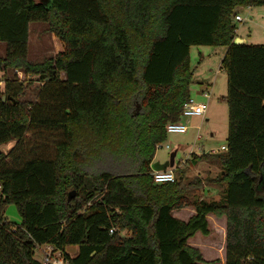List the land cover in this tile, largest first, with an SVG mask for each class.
Here are the masks:
<instances>
[{"label":"trees","instance_id":"obj_1","mask_svg":"<svg viewBox=\"0 0 264 264\" xmlns=\"http://www.w3.org/2000/svg\"><path fill=\"white\" fill-rule=\"evenodd\" d=\"M253 5L264 0H0V144L15 140L0 151V264H43L41 244L66 264H200L188 239L210 232L208 214L225 219L224 264H264V44L232 42ZM32 21L62 49L30 60ZM192 44L226 47L225 148L190 158L219 172L154 182L156 145L190 97ZM17 70L38 80L34 98ZM208 186L218 198L197 193Z\"/></svg>","mask_w":264,"mask_h":264},{"label":"rangeland","instance_id":"obj_2","mask_svg":"<svg viewBox=\"0 0 264 264\" xmlns=\"http://www.w3.org/2000/svg\"><path fill=\"white\" fill-rule=\"evenodd\" d=\"M36 1L42 2L47 0ZM237 11L242 20L233 19L236 26V37L238 35L242 36L245 43L264 44V5L243 6L239 7ZM222 47L206 44H192L189 46L188 57L192 71L191 81L188 85L189 96L195 100L204 101L206 109L203 115L180 116L178 121L186 125V130L183 132H167L165 139L159 145H156L152 161L158 160L163 162L168 160L170 154L174 152V175L182 170L188 178L197 176L206 180L216 177L219 172V165L208 158L193 162L190 161V158L193 152H206L211 149L220 148L225 143L227 135V108L221 96L225 93L226 74L220 64ZM61 49V41L48 31L47 23L40 21L29 22L27 56L30 60H41L46 56L54 55ZM61 75L63 76L62 73ZM21 78L25 79V87L21 97L26 99L34 98L39 84L38 80L34 75L25 76L23 73L21 74ZM203 79L213 82V87L209 90L207 96H204L201 90ZM166 144L168 145L167 147L165 146ZM8 145V143H5L0 149L5 150ZM261 184L264 185V169ZM197 193L208 199L219 197L218 192L210 189L197 191ZM190 207L184 206L173 210L172 213L174 216L185 219L190 212ZM4 215L10 221H20V215L13 203H8L5 206ZM207 220L210 233L203 236L199 232H196L192 238L188 239V242H198L199 245L203 246L202 254L206 262L200 264H222L220 262V255H223L222 242L225 220L212 214L207 215ZM120 234H126V230H120ZM44 247L45 244H41L39 248L36 247L34 250V257L39 261H41L42 248Z\"/></svg>","mask_w":264,"mask_h":264},{"label":"built area","instance_id":"obj_3","mask_svg":"<svg viewBox=\"0 0 264 264\" xmlns=\"http://www.w3.org/2000/svg\"><path fill=\"white\" fill-rule=\"evenodd\" d=\"M233 19L241 21L242 17L238 13H236ZM16 72H17V76L21 78L22 72L19 70H17ZM1 73L2 71L0 70V75ZM202 93L204 96H207L209 94L207 90H203ZM205 109H206V103L204 101L195 100L190 96L187 100L183 102L179 117L184 115H203ZM185 130H186V125L178 120L169 121L165 125L166 132H183ZM165 146L167 147L168 145L166 144ZM220 148L224 149L225 144L221 145ZM151 175L154 182L173 181L175 178V175L173 173V166L158 170L151 169ZM36 247L39 248L40 245H37ZM41 262L43 264H66V261L60 250L55 249L51 244H45V247L42 248Z\"/></svg>","mask_w":264,"mask_h":264},{"label":"crops","instance_id":"obj_4","mask_svg":"<svg viewBox=\"0 0 264 264\" xmlns=\"http://www.w3.org/2000/svg\"><path fill=\"white\" fill-rule=\"evenodd\" d=\"M238 38H240V40H241V42H244V38L242 37V36H239L238 35ZM225 49H226V47L225 46H223L222 47V55H223V53H224V51H225ZM4 51H5V44H4V42H2V41H0V56H3L4 55ZM222 55H221V57H222ZM221 57H220V59H221ZM202 82H203V84L201 85V90L203 91V90H207L208 91V93H209V90H211L212 89V87H213V82L210 80V81H208V80H205V79H203L202 80ZM225 91H226V88H225ZM225 94V93H224ZM223 94V95H224ZM14 142H15V140L14 139H10V140H8L7 142H4V143H2V144H0V147H3L4 145H5V143H8L9 145L6 147V149L5 150H1L0 149V151H3V152H5V151H7L8 150V148H9V146L11 145H13L14 144ZM193 152V151H192ZM196 153H198V152H196ZM153 159H154V157H153ZM207 189H210V190H213V191H216V189L215 188H212V187H209L208 186V188ZM193 208L192 207H190V212H189V214H188V216L189 215H191L192 213H193ZM187 216V217H188ZM186 217V218H187ZM185 218V219H186ZM223 220H225L224 219V217H221ZM196 232H198V231H196ZM195 232V233H196ZM194 233V234H195ZM200 233V232H199ZM210 233V232H209ZM208 233V234H209ZM207 234V235H208ZM200 235H203V234H201L200 233ZM194 236V235H193ZM193 236H191L190 238H192ZM203 236H206V235H203ZM224 236H225V227H224V231H223V242H222V250H223V252H222V254L224 255ZM195 243H197V244H195ZM195 243H190V244H192V245H195V246H197L199 249H200V251H201V253H202V245H199V243L198 242H195ZM69 247H71V248H69ZM65 251L68 253V254H70V255H74L75 253H76V251H77V246L76 245H73V246H70V245H67V246H65ZM220 255V254H219ZM221 256L220 255V262L222 263V264H224V256ZM202 256H203V254H202ZM203 258L205 259V257L203 256Z\"/></svg>","mask_w":264,"mask_h":264},{"label":"water","instance_id":"obj_5","mask_svg":"<svg viewBox=\"0 0 264 264\" xmlns=\"http://www.w3.org/2000/svg\"><path fill=\"white\" fill-rule=\"evenodd\" d=\"M48 1H50V0L42 1V2L47 3ZM232 42H233V43H238V42H241V40H240V38H238V37H234V39H233ZM4 98H5V97L2 95V99H4ZM173 165H174V152H172V153L170 154V157L168 158V160H165V161H163V162H160V161H158V160H154V161H152V162L150 163V168H151V169H154V170H158V169H165L166 167H171V166H173ZM74 194H75V190H74V189L69 190V191L67 192V197H66V199H67V200H70V199L74 196Z\"/></svg>","mask_w":264,"mask_h":264}]
</instances>
